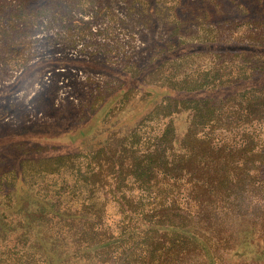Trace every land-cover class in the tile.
<instances>
[{
	"label": "rangeland",
	"instance_id": "obj_1",
	"mask_svg": "<svg viewBox=\"0 0 264 264\" xmlns=\"http://www.w3.org/2000/svg\"><path fill=\"white\" fill-rule=\"evenodd\" d=\"M44 1L24 3L41 7ZM49 1L57 9L62 5L64 19L59 23L51 24L48 20L53 17L37 11L39 24H33L31 31L0 37V247L15 243L39 257L32 261L25 256L19 264H97L90 256L67 255L75 246L78 223L64 224L54 208L41 210L46 201L59 203L61 210L68 204L76 208L78 199L89 192L78 185L72 169L44 172L43 159L74 154L77 165L88 172L99 169L98 161L125 162L118 156L127 144L125 136L137 132L141 136L135 144L143 142L170 118L163 112L178 110L166 101L173 70L213 71L218 63L221 70L227 58L221 54L224 49L245 48L254 55L264 52V0L245 1L249 13L241 11L243 0L233 1L228 13L215 21L222 32L210 36L218 40L207 45L197 22L176 23L181 29H172L173 16L164 0ZM13 40L17 45L9 47L7 43ZM194 50L198 53L190 56ZM250 57L246 64L254 65V60L248 62ZM241 60V53L236 54L227 65L235 64L237 73ZM179 112L175 117L182 133L189 110ZM105 145L110 147L94 154ZM110 170L103 176L114 180L117 173ZM111 185L100 184L96 195L107 201L103 219L116 229L118 204L106 198ZM250 217L246 223L254 232L248 229L246 237L240 233L235 237L237 229L231 230L227 223L224 234L221 224V264H264V231L259 226L254 230L256 217ZM248 237L250 246L239 249ZM238 250H244L243 254ZM5 258L2 264L14 261L8 254Z\"/></svg>",
	"mask_w": 264,
	"mask_h": 264
},
{
	"label": "trees",
	"instance_id": "obj_2",
	"mask_svg": "<svg viewBox=\"0 0 264 264\" xmlns=\"http://www.w3.org/2000/svg\"><path fill=\"white\" fill-rule=\"evenodd\" d=\"M233 1L164 0L163 3L171 9L174 31H179L183 24L197 22L198 30H203L201 40L207 45V42L218 40L210 36L222 32L215 21L228 13L227 8ZM243 1L241 11L249 13L245 3L249 0ZM61 6L57 9L49 0L41 7L26 6L24 0H0V37L11 38L31 31L33 24H39L37 14L34 15L37 11L53 17L48 20L51 24L59 23L64 19L60 14ZM70 10L72 7L67 12ZM7 44L9 47L17 45L15 40ZM222 51L227 58L221 70L220 63L213 71L212 68L190 69L189 73L173 70L168 82L171 87L167 86L170 93L165 100L178 110L163 112L170 118L158 133L143 138V142L138 138L140 142L135 144L140 133L125 136L127 144L118 151L119 159L125 162L104 164L98 161L99 169L88 172L77 165L74 154L43 159L44 172L72 169L78 176V185L89 192L77 198L76 208L68 204L61 210L59 203L42 202V211L54 208L64 224L80 225L75 246L67 255L90 256L97 264L111 258L109 264H189L191 261L198 263V260L221 264L218 260L223 236L221 224L227 223L231 230L237 229L233 231L235 237L237 233L249 236V232L254 231L246 222L253 216L256 223L252 228L257 230L259 226V230L264 231V177L261 176L264 165V52L254 55L245 48ZM190 53L192 56L198 52ZM240 53L243 64H239L236 73L235 64L227 63L233 62L232 58ZM247 55L251 56L248 62L254 60V65L246 64ZM182 109L189 112L186 120L184 117L185 130L180 133L175 116ZM108 147L102 146L94 154ZM109 167L117 173L114 180L103 176ZM106 182L112 184L111 194L106 198L118 204L116 229L103 219L107 201L96 195L100 184ZM223 219L227 221L221 222ZM227 230L224 225L223 233ZM38 234L35 232V236ZM249 242L248 237L238 248ZM238 251L243 254L244 250ZM7 254L14 257L10 264L22 263L25 256L32 261L39 259L14 243L7 248L0 247V264L5 263ZM104 254L110 257L102 258Z\"/></svg>",
	"mask_w": 264,
	"mask_h": 264
}]
</instances>
